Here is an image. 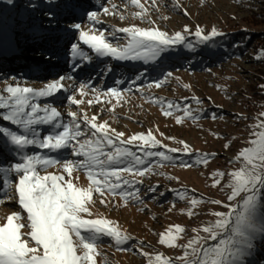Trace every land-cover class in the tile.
Wrapping results in <instances>:
<instances>
[{
    "label": "rangeland",
    "instance_id": "374dc122",
    "mask_svg": "<svg viewBox=\"0 0 264 264\" xmlns=\"http://www.w3.org/2000/svg\"><path fill=\"white\" fill-rule=\"evenodd\" d=\"M139 3L146 9L143 19L135 15L142 9L131 0H0V97L7 100L9 86L39 91L64 77L60 81L64 87L53 95L29 97V104L41 109L36 114L40 117L45 115L42 111L45 107H55L60 112L53 124H33L25 131L0 115V128L37 140L35 145L17 149L9 137L0 133V168H12L22 162L24 155L57 161L85 160L84 156L74 155L72 147L50 150L38 145L44 136L63 130L54 124H72L70 112L77 113V122L81 124L84 134L80 142L95 139L82 117L96 116L97 124L107 122L109 131L115 129L125 134L114 147L102 146L103 150L127 148L142 163L136 164L134 158L126 157L118 165H106V168L133 169L120 173L130 181L129 184L121 181V188L117 189L124 196L105 193L102 197L93 191L94 203L88 205L92 215L82 214L85 219L106 218L130 237L125 244L116 245L111 238L102 236L96 247L99 254L94 256L95 264H149L150 259L153 264H162L164 260L185 264L196 259L192 248L185 247L190 240H198L194 247L207 248L229 235L217 229L219 235L212 240L203 229L218 219L213 213L230 210L225 205L240 209V197L227 199L231 192L227 185L231 173L245 166L240 153L251 147L250 142L258 132L264 131L260 127L264 123V87H261L264 45L258 43L264 39V2L139 0ZM105 8L109 9L107 14ZM89 12L97 13L99 23L88 19ZM74 24H80L89 34L99 35L102 31L113 46L127 45L128 35L118 30L132 25L159 29L170 36L181 32L184 40L156 57L148 54L139 59H117L98 56L83 44ZM185 26L189 31H184ZM198 27L200 37L195 35ZM213 28L220 35L211 36ZM240 34L259 37L248 47L239 40ZM205 35L210 38L204 40ZM73 44L78 45L83 56L72 51ZM164 59H171L174 68L168 69ZM157 82L160 87H156ZM82 84L86 85L85 95H81ZM111 88L117 89V96L109 93ZM70 97L82 103L73 104ZM89 100L93 101L91 105ZM169 104L173 105L170 109ZM186 110L190 115L185 114ZM10 111L0 108V114ZM164 111L171 114L164 115ZM178 117L181 123H177ZM148 131L160 141V146L140 147L142 141L119 142ZM181 141L191 142L187 144L188 152ZM72 144L79 148L76 141ZM171 148L177 152L168 151ZM147 151H164L172 159L162 161L157 156H148ZM203 154H210L207 163L201 162ZM37 167L41 175H63L65 181L71 179L74 186L82 189L92 184L84 169L73 170L69 177L59 163ZM145 168L149 171L143 176L135 174L137 169ZM93 171L99 172V168L94 167ZM217 172L224 176H216ZM216 179L220 184L213 186ZM17 182L18 174L14 171L0 172V225L13 212L26 215L18 203ZM192 198L201 202L193 207ZM101 199L107 203L102 204ZM213 200L221 203L213 204ZM189 211L193 215L189 216ZM175 225L182 226L184 231L177 233L172 227ZM162 233L168 240L177 237L174 247L160 243ZM262 234H255L253 246L236 264H264ZM30 244L34 246V242ZM157 255L162 261L155 260Z\"/></svg>",
    "mask_w": 264,
    "mask_h": 264
},
{
    "label": "snow or ice",
    "instance_id": "6c2138e0",
    "mask_svg": "<svg viewBox=\"0 0 264 264\" xmlns=\"http://www.w3.org/2000/svg\"><path fill=\"white\" fill-rule=\"evenodd\" d=\"M132 4L140 7L141 12L135 13L136 16L143 19L146 9L139 3V0H131ZM154 2V0H153ZM107 14L109 9L105 8ZM123 19L124 17L121 16ZM88 19L94 23H99L97 13L89 12ZM73 27L79 30V37L83 44L89 46L98 56H112L117 59H139L142 55L150 54L156 57L166 48L175 43L183 42L184 36L181 32H176L170 36L168 33L159 29H144L135 25L120 28L118 31L126 33L129 37L128 43L124 47L113 46L107 41L104 33L100 31L99 35L89 34V32L81 29L80 24H74ZM99 31V30H97ZM185 32L189 31L187 26ZM199 27L195 33L201 36ZM220 35L215 28L211 30V36ZM208 40L210 37L205 35L202 37ZM72 51L83 56L84 53L79 51L78 45H72ZM170 75V74H169ZM64 77L54 81L44 89L39 91L28 87H12L9 86L6 91L9 97L5 101L0 97V108H8L11 111L2 115V119L10 121L14 125H18L28 131L33 124H53L60 117V112L55 108L45 107L42 111L45 113L43 117L36 115L39 109L38 105L29 104V97L51 96L54 92L61 90L64 85L60 83ZM157 82L156 87H160ZM261 87H264L262 85ZM81 95H85L84 89L86 85H80ZM112 96H117V89L108 90ZM71 103L79 105L81 100L70 97ZM99 102V100H97ZM89 105L93 101H88ZM197 103L200 101L197 99ZM169 109L173 107L169 104ZM30 108V112L25 111ZM170 111H164V115H170ZM186 115H190L187 110ZM72 124H54V127H62V131L55 132L43 137L39 142L40 148L50 150H61L72 147L73 154L76 156H84L85 160L73 161L64 160L57 161L53 159H45L38 155H24L21 163H16L12 168L5 170L0 168V172L14 171L18 174V182L15 191L18 195V203L26 215L13 212L7 216V222L0 225V264H95L94 256L99 254L96 251L97 244L102 236L111 238L116 245L125 244L130 237L114 226L112 221L106 218L85 219L82 214L91 216L92 213L88 205L94 203L92 199L93 191L99 193L102 197L105 193L124 196L123 191L117 193V189L123 184H129L130 181L122 178L121 172H132L133 169L124 167L115 169L114 167L106 168V165L114 166L121 163L126 157L134 158L136 164L142 163L140 157L127 148L115 147L114 151L105 152L102 146L112 148L116 145V141L123 137V132H116L115 129L109 131L107 122L97 124L96 116L91 119L85 114L82 119L86 125L90 127L91 137L84 143L79 138L84 134L81 124L77 122V113L70 112ZM264 115V114H262ZM215 118V117H214ZM177 123H181V119L177 118ZM264 128V123L260 125ZM0 133L9 137L13 145L17 149H24L27 146L37 144L35 138H29L28 135L17 134L7 128H0ZM114 133V136H113ZM36 136L33 130V137ZM115 137V138H114ZM76 141L79 148H76L72 142ZM135 141H142L151 148L160 146V141L155 139L153 133L148 131L147 134L140 133L129 137L127 140H120L121 144H132ZM184 145V151L188 152L189 145L181 141ZM251 147L245 148L240 156L245 161V166L238 171L231 173V182L227 185L231 189L227 199L229 201L236 200L240 197L242 203L240 209L225 205L230 210L227 213L215 212L213 215L218 219L203 229L204 232L210 234L212 240H216L219 233L217 229H221L229 233L227 238H221L219 242L207 248L194 247L198 244L197 239H192L185 247H191L192 253L196 256L191 262L185 261V264H236L251 249L254 236L258 232H264V131L258 132L256 138L251 142ZM95 145V147H93ZM88 148V151L83 149ZM227 147V145L225 146ZM170 152H177L176 148L168 149ZM148 156H157L162 161H170L172 157L164 151H147ZM210 154H203L202 161L207 163ZM104 156L106 159L101 160ZM61 164L64 172L69 177L73 170H87L88 179L92 184L87 189L74 186L71 179L65 181L63 175L47 173L41 175L38 165L48 166ZM98 167L99 172H94L93 168ZM149 169L136 170L137 175L143 176ZM218 177H223L224 173L217 172ZM114 178V179H112ZM220 184V180L216 179L213 186ZM244 194L241 196V194ZM7 195V193H6ZM183 198V194H180ZM102 204L107 202L104 199L100 201ZM201 201L195 198L190 200L193 207ZM213 204H220L221 201L213 200ZM191 216L193 213L188 212ZM177 233L183 232L182 226L175 225ZM23 230V231H22ZM86 233V234H84ZM160 243L167 244L170 247L175 246V239H166L165 234H160ZM34 242V246L30 244ZM147 255V253H144ZM188 256V253H185ZM156 261H162V257L157 255ZM149 264H153L150 259ZM162 264H170V261L164 260Z\"/></svg>",
    "mask_w": 264,
    "mask_h": 264
},
{
    "label": "trees",
    "instance_id": "16d2710c",
    "mask_svg": "<svg viewBox=\"0 0 264 264\" xmlns=\"http://www.w3.org/2000/svg\"><path fill=\"white\" fill-rule=\"evenodd\" d=\"M263 2H264V0H263ZM35 31L38 32V30H36V29H35ZM258 37L259 36H257V35H254L252 37H248L245 34H240L238 36L239 40L242 41V43L244 45L248 46V47H250L252 45V43L258 39ZM258 43H261L262 45H264V39L263 38L262 39H259ZM166 58L168 59V57H166ZM167 59H164L165 64H166L165 66L168 69H173L174 67H173V63L171 62L172 60L170 59V61H166ZM261 212H264V209H261ZM261 238H262V240L264 242V235L263 234H262V237Z\"/></svg>",
    "mask_w": 264,
    "mask_h": 264
},
{
    "label": "bare ground",
    "instance_id": "6f19581e",
    "mask_svg": "<svg viewBox=\"0 0 264 264\" xmlns=\"http://www.w3.org/2000/svg\"><path fill=\"white\" fill-rule=\"evenodd\" d=\"M37 97H39V96H37ZM189 143H191V142H190V141H187V142H186V144H189Z\"/></svg>",
    "mask_w": 264,
    "mask_h": 264
}]
</instances>
